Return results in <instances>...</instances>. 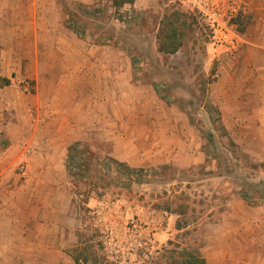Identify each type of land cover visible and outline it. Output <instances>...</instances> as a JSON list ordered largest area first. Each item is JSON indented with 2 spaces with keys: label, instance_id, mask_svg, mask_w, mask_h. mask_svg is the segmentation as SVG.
Returning <instances> with one entry per match:
<instances>
[{
  "label": "rangeland",
  "instance_id": "1",
  "mask_svg": "<svg viewBox=\"0 0 264 264\" xmlns=\"http://www.w3.org/2000/svg\"><path fill=\"white\" fill-rule=\"evenodd\" d=\"M58 2L70 19L74 14L80 27L112 41L132 63L129 85L120 86L114 109L106 89L95 94L89 87L91 93L80 95L83 179L72 183L88 206L83 207L77 256L89 258V264H167L178 245L200 253L209 264H256L260 246L250 235L264 230V168L259 167L264 130L253 125L231 135L224 128L221 112L209 99L221 55L214 58L210 52L207 30L173 0H155L162 9L157 14L149 9L137 17L115 9L97 19L69 0ZM173 10L186 13L189 26L181 49L164 55L155 35L161 15ZM22 86L32 92L26 82ZM244 183H263L249 190L257 206L239 197ZM234 199L242 202L234 206L238 217L231 218L227 204ZM160 214L162 238L128 262L98 240L104 231L120 234L136 220L145 224Z\"/></svg>",
  "mask_w": 264,
  "mask_h": 264
},
{
  "label": "crops",
  "instance_id": "2",
  "mask_svg": "<svg viewBox=\"0 0 264 264\" xmlns=\"http://www.w3.org/2000/svg\"><path fill=\"white\" fill-rule=\"evenodd\" d=\"M69 1L93 19L115 10L113 0ZM173 1L190 10L192 0ZM237 1L250 21L243 32L236 31V51L210 46L221 61L209 99L231 135L253 125L264 130V0ZM119 9L137 17L162 10L155 0H134ZM65 22L79 28L81 36ZM113 45L71 20L58 0H0V78L10 81L0 86V136L8 143L0 147V264L91 262L76 253L88 205L73 199L76 188L65 164L68 148L82 140L80 95L91 93L89 87L95 94L106 89L114 109L120 86L129 85L131 59ZM23 82L32 92L21 87ZM239 202H228L229 217H238L234 206ZM163 232L154 235V242ZM250 239L260 246L256 264H264V230Z\"/></svg>",
  "mask_w": 264,
  "mask_h": 264
},
{
  "label": "built area",
  "instance_id": "3",
  "mask_svg": "<svg viewBox=\"0 0 264 264\" xmlns=\"http://www.w3.org/2000/svg\"><path fill=\"white\" fill-rule=\"evenodd\" d=\"M189 5L198 23L207 30L210 43L223 48L225 53L235 52L239 41L232 21L242 12L238 1L192 0ZM18 172L23 174L25 168L19 167ZM73 199L80 202L83 195L74 194ZM142 221L136 220L130 226H126L120 234L113 230L104 231L98 240L112 256L128 262L154 243V235L163 230L164 215H157L150 221L145 220V224Z\"/></svg>",
  "mask_w": 264,
  "mask_h": 264
},
{
  "label": "trees",
  "instance_id": "4",
  "mask_svg": "<svg viewBox=\"0 0 264 264\" xmlns=\"http://www.w3.org/2000/svg\"><path fill=\"white\" fill-rule=\"evenodd\" d=\"M112 2L113 7L115 9H119L122 8L125 4H132L134 0H113ZM189 18H191L192 21L195 22V18L193 16ZM71 19L73 20L72 16ZM249 21V16L240 13L238 17L232 21V23L235 25L236 31L241 33L244 31L245 26L249 23ZM67 22H65V26L71 28L74 33L80 34L81 36V31H79V28L72 27L71 25H68ZM188 22L189 20L187 14L178 10H173L169 14L163 15V17L159 21L158 30L155 35L158 46L157 50L159 53H162L164 55H174L181 49L184 44L186 30L189 26ZM8 84H10L9 80L0 78V86H5ZM156 92L159 94L160 91ZM161 98L163 99V97ZM208 136L210 138V142H212V136L210 134ZM230 143L232 146H236L234 145L232 140H230ZM0 144L2 147H6L8 145L7 141H1ZM79 146L80 143L75 142L68 148L65 164L70 177L74 180L83 179L81 165L83 155L79 151ZM259 167L264 168V162L261 163ZM258 185L263 186V183H259ZM258 185L244 183L242 184L238 194L239 197L251 207L257 206V203L252 196V191L249 190L252 188L255 191V189L258 188ZM173 246L175 248L169 252L168 258L170 259V261L167 264H206V259L202 257L200 253L187 248L179 249L178 245ZM76 264H79L77 260Z\"/></svg>",
  "mask_w": 264,
  "mask_h": 264
}]
</instances>
